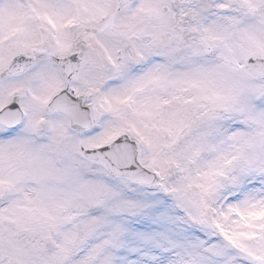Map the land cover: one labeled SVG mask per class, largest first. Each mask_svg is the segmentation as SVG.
Here are the masks:
<instances>
[{"label":"snow or ice","instance_id":"obj_1","mask_svg":"<svg viewBox=\"0 0 264 264\" xmlns=\"http://www.w3.org/2000/svg\"><path fill=\"white\" fill-rule=\"evenodd\" d=\"M0 264H264V0H0Z\"/></svg>","mask_w":264,"mask_h":264}]
</instances>
